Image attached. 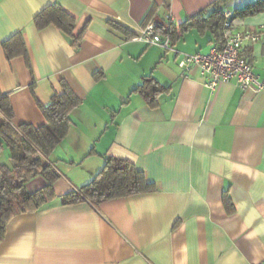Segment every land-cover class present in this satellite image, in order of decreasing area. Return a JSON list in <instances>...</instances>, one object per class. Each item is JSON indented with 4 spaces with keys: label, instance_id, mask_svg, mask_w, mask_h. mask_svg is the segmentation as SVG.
Instances as JSON below:
<instances>
[{
    "label": "crops",
    "instance_id": "0c3cea01",
    "mask_svg": "<svg viewBox=\"0 0 264 264\" xmlns=\"http://www.w3.org/2000/svg\"><path fill=\"white\" fill-rule=\"evenodd\" d=\"M0 0V42L21 32L23 57L8 61L0 46V91L12 127L45 124L47 106L65 84L79 100L70 127L47 160L59 173L55 198L15 216L0 242V264H261L264 263V89L233 83L208 89L183 54L219 47L215 34L189 28L171 49L138 38L149 24H172L230 12L239 31L264 26L261 0ZM56 3L75 19L78 47L34 17ZM251 7V8H250ZM243 57L264 80V33ZM150 77L165 87L148 104L138 91ZM9 149L0 164H9ZM124 159L143 171L155 192L94 205L62 204L102 169ZM46 185L37 176L28 192ZM224 193L228 202H224Z\"/></svg>",
    "mask_w": 264,
    "mask_h": 264
},
{
    "label": "trees",
    "instance_id": "16d2710c",
    "mask_svg": "<svg viewBox=\"0 0 264 264\" xmlns=\"http://www.w3.org/2000/svg\"><path fill=\"white\" fill-rule=\"evenodd\" d=\"M225 0H215L210 8L218 7ZM252 7V8H251ZM250 8L264 10V0ZM34 24L41 30L53 26L64 33L72 47H78L81 35H72L75 19L60 5L53 3L45 7L34 17ZM224 17L221 10L210 12L206 16L198 14L185 20L178 27L168 24H156L154 31L170 42L189 28L199 32L209 30L215 34L219 46L223 44ZM5 58L10 61L23 57L29 66L28 52L21 32H16L0 42ZM148 104L156 105V96L165 91V87L156 84L150 77L143 79L137 88ZM79 104L71 90L62 85L60 94L54 93L47 106L40 107L45 124L34 128L30 125L12 127L9 123L13 110L8 97L0 91V152L9 149V164H0V242L3 240L8 223L17 215L33 213L55 198L53 185L59 179V173L47 160L56 146L66 136L70 127V112ZM41 176L46 185L34 192H28L26 184ZM157 187L147 180L143 171L130 162L106 157L102 169L88 183L77 191L60 197L61 203L76 204L90 201L94 205L141 193L155 192ZM224 202L228 198L224 193Z\"/></svg>",
    "mask_w": 264,
    "mask_h": 264
},
{
    "label": "built area",
    "instance_id": "2783aa9c",
    "mask_svg": "<svg viewBox=\"0 0 264 264\" xmlns=\"http://www.w3.org/2000/svg\"><path fill=\"white\" fill-rule=\"evenodd\" d=\"M223 17V44L210 49L207 54H183L179 66L184 71L197 67L206 78L204 85L208 89H214L223 83H233L242 92L257 94L264 89V80L253 72L242 52L246 44H255L261 39L264 26H260L258 31H239L231 20L230 12H223ZM138 38L148 44L171 49L168 38L156 34L153 24L147 25Z\"/></svg>",
    "mask_w": 264,
    "mask_h": 264
}]
</instances>
